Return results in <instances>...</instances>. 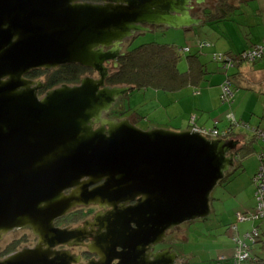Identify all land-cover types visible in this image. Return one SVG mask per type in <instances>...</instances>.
<instances>
[{
	"label": "water",
	"instance_id": "1",
	"mask_svg": "<svg viewBox=\"0 0 264 264\" xmlns=\"http://www.w3.org/2000/svg\"><path fill=\"white\" fill-rule=\"evenodd\" d=\"M96 1L0 0V243L21 227L39 238L35 248L0 257V264L76 263L69 251L55 249L75 235L55 220L90 204L112 209L92 223L108 229L93 246L122 249L108 264H184L174 245L156 247L169 230L211 214L212 193L236 164L230 138L192 128L143 130L129 118L104 116L134 89L106 84L108 65L118 68L132 45L126 41L153 27L200 25L192 10L206 0ZM66 64L99 77L42 97L45 83L26 77ZM106 237L121 242L110 247Z\"/></svg>",
	"mask_w": 264,
	"mask_h": 264
},
{
	"label": "rangeland",
	"instance_id": "2",
	"mask_svg": "<svg viewBox=\"0 0 264 264\" xmlns=\"http://www.w3.org/2000/svg\"><path fill=\"white\" fill-rule=\"evenodd\" d=\"M261 1H264V0H254V1H251L249 4L253 6L256 4L258 6ZM246 4L247 3H244L242 5L245 6ZM257 6L255 7V9L258 8ZM230 12L234 13L235 11L230 10ZM232 16H234V14H232ZM225 20H229V17H226ZM250 22L255 23V18L252 19ZM201 28L205 31V34L202 35V37L205 38V40H203V44L206 45L204 46V48L211 47L212 44L210 45V42H212L214 43V45L211 48L215 50L216 48L214 47L216 46V43H217L215 42L216 37H217L216 25L208 26V27L201 26ZM254 29L257 34L262 33V30L264 32V27H262L261 25L257 26L255 24ZM156 30L155 31H152V30L151 31H140V34L137 35V37L133 40L131 47L134 48L136 46H139L145 43L146 44L157 43L160 45L171 44L177 47L178 50H180V47L184 48L187 45V43L191 42V41H187L185 37H184L185 42H183V37L181 36L180 30L167 29V28H162V27L160 28L158 27ZM218 30H219L218 34L220 32L224 33V31L233 30V24L231 21L221 22L220 28ZM193 36L194 35L192 34L191 36H188V37H193ZM190 44L191 46L196 45V43H190ZM218 47L219 45L217 46V48ZM214 53L216 52H213V53L209 52V54H207V51L204 49V54L201 55V58L204 64L207 63L210 66V70L212 71L211 73L207 74L208 80H212L213 76L217 74L215 65L218 62L214 61L213 59ZM188 55L189 54L184 53L185 59H187ZM182 67L184 69L185 66H182ZM94 78H97V77H94ZM262 78L264 79V77ZM203 85L204 86L210 85L213 92L217 93L218 89L214 86L215 84L204 83ZM118 86H124V85H118ZM259 86H260V89L262 90L261 94L257 91L249 90L246 86H242L241 89H239V91L243 93L256 92L258 94V98L262 99L261 104L260 106H257V109L249 110V114H248L249 119L247 121H249L251 123L250 126H253V127L260 126V125L261 127L264 126V83L260 84ZM201 89H199V91L196 93L194 86H191V87L186 86L183 89L181 94H178L175 96L173 95V91L171 90L169 91L156 90L155 88L134 89L132 90V94L130 93L131 95L128 94L123 99L127 101V104H129V106L126 105V107L129 109V112L132 111L133 113H135L137 111L138 113H141L142 118L138 122H136V126L143 130H147L148 128H151V127L167 128L173 131H176V130L170 127H183V129H186V126H179L178 120H181V117L173 118V119H171L170 117L167 119L163 118V116H168V114H170L171 112H173L174 114L175 110H178V112H182L183 115L185 116H187L188 114L189 118H191L193 114H197V116H199V119L197 121L198 125L205 126L208 129H212L215 126V119L220 114L225 115V116L223 115V117L226 119L225 121L227 122V112L225 111V108H229L228 104H227V107H225L224 105H218L215 107V105H217L216 102L214 103L211 99H208V104L212 107L210 112H208L207 110L205 111L204 108H201L198 105L200 102V99L199 97H197L198 96L197 94L201 92ZM231 90L232 92H234L233 89ZM154 95L158 96L159 99L149 102L148 100ZM165 96L170 98L169 104L168 102H165V103L161 102L165 100ZM240 96L241 95H239V93L238 95H236L234 108L236 104L242 105L239 102ZM177 98L178 100H176ZM249 99L245 98V104H243L242 106H246V105L248 106ZM129 101H131V103H129ZM254 112H259V113L263 112V114L255 115ZM154 113L156 114L153 115ZM258 118L259 120L262 121L263 124L258 122ZM228 123L225 124L224 120H222L220 122V125H218V127L219 128L221 127L220 129H225L227 127L226 125H229ZM188 126H190L189 122H188ZM192 129L199 130V128L196 126L195 127L192 126ZM220 132H222V130ZM232 137H234L233 132L231 133V136L227 138H232ZM247 160H249L248 162L250 163L252 168L255 167V172H256L260 165L259 158L256 155H252ZM247 160H245V162H247ZM244 178H248V181L250 180V176L248 174H245L243 176V180ZM232 188L233 187H228V189L226 190V193H224V190L221 187V185H218L212 193V198L213 197L221 198L220 200H216L214 205H216V207L219 206L220 209L222 208L223 210L227 211V212L224 211V215H223L224 223H227V222L232 223L235 220L234 221L235 225L236 226L238 225L240 228V235L236 233L234 236L229 238V237H226L223 232H220V229H217V231H214L212 228V225L209 223L210 220L214 218L213 214L209 215L207 218H197L191 221L184 222L181 225H178L177 227H175L176 229H172V231L169 230L170 235H172V241L170 243H168L169 241H166L165 245L166 246L174 245L176 248H186L187 254L183 258L184 264H209V260L208 259L205 260V259L211 253L214 252L213 248H216L213 242V239H212L213 237L214 238L217 237L218 241L220 242L221 247H218V248H223V247L229 248L231 252H234V249H235V255L233 257V264L235 262L237 248H239V246L243 243H244L243 245L244 248H247L250 250L251 247H253L255 248L256 252H254L253 250H250V258L245 259L244 261H242L241 264H255L258 261H261L260 258L256 260L255 253L259 254L260 248H262L264 244L261 239L262 234H263L261 230L264 229V221H262V224H260L261 222L260 219H251V218H248L246 220L239 219L240 213H243V210L245 209H251L250 212H254L252 210L255 208V205H253L255 201H254V197L252 196L250 198L246 197L247 201L245 202L243 207H247V208L240 207L234 210L233 214H231V210L234 208V201L232 198L229 197L230 190H232ZM245 194L246 192H244V197H245ZM238 210L240 212H237ZM250 212H246V215L249 216ZM260 226H261V229H260ZM222 230L225 232L227 228L224 227ZM253 231L258 232V235L253 239L248 238L247 234L252 233ZM183 234H185L186 240L180 239V236ZM226 243H229L230 245ZM188 253H190V255ZM1 256H2V253L0 252V257Z\"/></svg>",
	"mask_w": 264,
	"mask_h": 264
},
{
	"label": "crops",
	"instance_id": "3",
	"mask_svg": "<svg viewBox=\"0 0 264 264\" xmlns=\"http://www.w3.org/2000/svg\"><path fill=\"white\" fill-rule=\"evenodd\" d=\"M251 1L254 0H234V7L231 8L230 10L235 11L234 13H231L230 10H224V12H221L220 15H217L220 19V21H231L233 24V30H229V31H224V33L220 32L218 34V29L220 28V23H215L214 21L209 22L210 20H208L209 18L205 17L206 19H202L203 22L200 25H196L193 26L190 29L187 30H180L181 36L183 37V42H185V38L187 39V41H191L190 43L195 42L196 40L198 41L203 40L205 38H203L202 36H198L197 32L203 29H199L201 28V26H214L216 25V33H217V37L215 42L216 46L214 48H216L215 50H213V45L214 43L210 42L211 47L209 48H203V50L200 52V54L198 55L197 58H193L194 62L196 63L195 68L197 71H204L207 74L211 73L212 71L210 70V66L206 63L204 64L201 55L204 54V49L207 51V54H209V52L213 53L216 52L214 54H231L233 56H238L240 57L239 54L240 52L250 49L252 46H254L255 44H262L263 40H264V32L262 30V33L257 34L254 26L255 24L257 26H262L264 27V1H261L260 4L257 6L256 4L253 6L251 4H249ZM239 2V3H237ZM244 3H247L245 6L242 5ZM258 7L255 9V7ZM239 9V11H238ZM209 10V9H208ZM237 10V12H236ZM211 11V10H210ZM232 14H234V16H232ZM201 14H199L197 17L200 18ZM216 16V17H217ZM226 17H229V20H225ZM263 17V18H262ZM255 18V23L250 22L252 19ZM212 19V18H211ZM208 20V21H207ZM155 31V30H154ZM194 35L193 37H188L191 35ZM219 36V37H218ZM185 37V38H184ZM227 38V39H226ZM190 43H187L186 46L190 45ZM219 45V47L217 48V46ZM191 46V45H190ZM209 50V52H208ZM181 51V50H180ZM186 61L183 62V61ZM190 60L192 59H185L183 56V59H181L180 61V65L183 66V64L185 65L186 68H188V64L190 62ZM240 63V64H239ZM178 64V65H179ZM239 64V65H238ZM238 65V66H237ZM215 69H216V75L213 76L212 80H209L208 83L211 84H215L214 86L218 89L217 93L213 92V90L211 89L210 85H207L206 87L203 85V88L201 89V92L199 94H197L200 99L199 102V106L201 108H204L205 111L207 110L208 112L211 111V106L208 104V99H211L214 103L216 102L217 105H224L225 107H227V103H225L224 98L221 97V93H222V86L224 84V82L226 81V79L228 78V76L231 78H229L230 80L233 81V86L238 84H243L242 82V78L245 77L249 80V82L251 83L252 86H254L253 89H249L251 91H257L261 94V89H260V84L264 83V79L262 77H264V55L263 58L260 59L259 61L255 62V63H250L248 61H238L236 63V66L234 68H231L229 71H226L222 68V65L220 63H216L215 65ZM207 74L205 77H207ZM231 75V76H230ZM203 76V75H202ZM177 81V78H176ZM204 82H202L200 85H202ZM174 86V84H173ZM197 87V86H196ZM185 87H181V88H175V87H171L170 89H167V91L171 90L173 91V95H178L181 94L183 89ZM156 90H161V89H156ZM197 93V92H196ZM241 95L239 98V102L240 104H245V98L249 99L248 102V106H242V105H238L236 104L235 108H234V103L232 105H229V108H225V111L227 112V117L228 119L231 121L228 123V119L227 122L225 121L226 119L223 117L222 114H220L219 116H217V118L215 119V126L213 127V129L215 130V128L220 132L221 130L227 129L229 130L232 129V132L234 134V137L230 138V140H233L236 143V147L238 150H241V148L251 142V144L256 146V149H260L263 145H264V141L258 139V136H256L252 131V127L250 126V122L247 121L249 119L248 114H249V110L252 109H257V106H260L262 99L258 98V94L256 92H246L243 93L239 90H236L235 92V98L236 95ZM242 93V94H241ZM210 94V96H209ZM172 95V97H173ZM158 96L154 95L152 96L148 101H154V100H158ZM178 100V98L176 99ZM162 103L168 102V104L170 103V98H168L167 96H165V100L161 101ZM225 103V104H224ZM166 107V106H164ZM168 108V107H167ZM260 108V107H259ZM235 112H234V110ZM156 113H154L153 115H155ZM254 114H263V112L259 113V112H254ZM135 115H137L140 119L142 118L141 113H138L137 111L135 112ZM225 116V115H224ZM178 118L181 117V120L179 121V126H186V129H183V127H170L173 128L174 130H188L191 129L193 125L201 127V129H208L205 126H200L198 125V119L199 116H197V114H193V116L191 118H189L188 114L187 116L183 115L182 112H178V110H175L174 114L173 112H171L170 114H168V116H163V118L167 119V118ZM224 120L225 124H229L226 125L227 127L225 129H220L218 127V125H220V122ZM188 122L190 123V126H188ZM258 122H260L261 124L262 121L259 120L258 118ZM256 127H261L260 126H256ZM264 127V126H262ZM251 128V129H249ZM210 130V129H208ZM231 132V133H232ZM224 133L220 132V135L216 138H224ZM249 160H247V162H245V168L243 169V171H238L236 173V176L233 180V178H230L231 175H228V178L225 179L224 181H222L219 185H221V187L224 190V193H226V190L228 189V187H233L232 190H230V194L229 197L233 199L234 201V208L231 210V214H233L234 210L243 207L246 200V197L250 198L251 196L254 197V185H253V174L255 173V167H251L250 163L248 162ZM245 174H248L250 176V180L248 181V178H244L243 180V176ZM233 180V181H232ZM249 185V187H248ZM252 189V190H251ZM244 192H246L245 197H244ZM216 200H220L218 199H214V201H211V205L215 203ZM254 201H255V197H254ZM221 202V201H219ZM243 208H247V207H243ZM212 211H214V224L212 226L214 231H217V229H220V232H223L224 235L226 237H232L234 236V234H239L240 235V228L237 225V229L233 230L231 226L235 225V220L231 223V222H227L224 223L223 220V215H224V211L222 208L220 209V207L218 206V209H212ZM227 212V211H225ZM237 212H240L239 210ZM211 214H213L211 212ZM210 214V215H211ZM236 217V216H235ZM256 225V224H255ZM226 227L227 230L224 232L222 229ZM261 229V227H260ZM262 234V240H264V229L261 230ZM213 242L215 244L216 248H213V253H211L205 260H209V264H233V257L235 255V249L234 252H231L229 248H218L221 247L220 242L218 241L217 237H213ZM264 243V242H263ZM228 245H230L229 243H226ZM184 249V250H183ZM176 250L180 253L181 257L184 258V256L187 254V250L186 248H176ZM250 250L255 251V248L251 247ZM252 252V251H251ZM190 255V253H188ZM193 254V253H192ZM191 254V256H192ZM260 255H264V244H263V248H260L259 251ZM188 255V256H189ZM255 255H257L255 253ZM261 262H257L255 264H260Z\"/></svg>",
	"mask_w": 264,
	"mask_h": 264
},
{
	"label": "trees",
	"instance_id": "4",
	"mask_svg": "<svg viewBox=\"0 0 264 264\" xmlns=\"http://www.w3.org/2000/svg\"><path fill=\"white\" fill-rule=\"evenodd\" d=\"M209 10H211V12L207 13L208 14L207 18H209L208 20H210L209 22L214 21L215 23H219V22L224 21V20L220 21L219 20L220 18L217 16V15H220L221 12H224V9L222 10L209 9ZM199 29H202V28H199ZM204 34H205L204 30H200L197 32L198 36H202ZM203 40H200V39L198 41L196 40L195 42H193V43H196V45L194 46H190L191 44L188 46H185V47H189V51H183L181 47H180V50H181L180 51L177 49V47L171 44L160 45L157 43H150V44L145 43V44L136 46L132 50L127 52L128 54L126 56L120 58L119 67L116 68V70L112 73L108 84L112 86L130 85V86H133L134 89L155 88V89H161V90H167V89H170L171 87L181 88V87H186V86H190V87L194 86L196 92H198L199 89L203 88L204 83L209 82L207 77H205L207 73L204 71H197L195 68L196 63L193 60V58L198 57L200 52L203 50L204 46H206L205 44H203ZM258 45L259 44H255L250 49L257 48ZM247 50L240 52L239 53L241 54L239 55L240 57L233 56L231 54H224L226 56L225 58L226 61L224 60L222 62H218V61L216 62L222 64V68L224 70L229 71L231 68H234L236 66V63L238 61L240 62L248 61L250 63H255L263 58L262 57L254 61L246 59L243 53ZM184 53L189 54L187 56L188 60L189 59H192V60H190L188 64V68L184 67L183 69L182 65H180L179 63L181 59H183ZM216 55H219V54H216ZM228 59H230V61ZM183 62H185V60ZM230 63H234V65L230 66ZM183 66L185 65L183 64ZM86 69L90 70V68H87L80 64H66L56 69H45V68L34 69L29 73V75L35 74L36 76H40L42 75L43 72H45L46 73L45 78L47 80V87H53V86L61 85L62 83H65L68 85L77 84V83L79 84L81 79L84 77L83 75L85 74L84 72ZM176 78H177V81H176ZM229 78L230 77L228 76L223 86L224 85L229 86L231 89H233L234 92H232V94H229L226 100L224 99L225 100L224 102L227 103L228 105H232L235 102L236 90L241 89L242 86H246L248 89H253L254 86H252L249 80L245 77L242 78L243 84L237 83L236 86L235 85L233 86V81L230 80L231 78L230 79ZM202 82L204 83L200 85ZM223 86H222V93H221L222 98H224L223 97L224 95ZM45 90L46 89H44L43 91ZM228 121L231 124V121L229 119ZM193 126L195 127V125ZM251 127L253 129L252 132L256 136H258V139L264 141V136L262 135V133L264 132V127H256V126L254 127L251 126ZM198 128H201V127H198ZM215 130L217 129L215 128ZM222 132L224 133L223 135H225L224 138H227L231 136L232 129L230 128L229 130L225 129V131L222 130ZM252 155H256L260 160V165L252 178L253 185H254V197H255V202L253 204L255 205V208L252 211L255 212L257 208L256 195H257L258 189H260L259 184L255 182V176H257L259 173L264 174V145L260 149L257 150L256 146L251 144V142L245 144L241 148V150H238L236 164L231 169L229 175H231L230 178H233L234 180L236 173L238 171H243V169L245 168L246 166L245 160H247ZM214 199H218V197L216 198L213 197L212 200L214 201ZM212 209H218V207L212 204ZM250 211L251 209H245L243 210L242 214H246V212H250ZM212 213L214 215V211H212ZM250 213H253V212H250ZM260 220H261L260 224H262V221L264 220L263 219H260ZM262 241L264 242V240ZM16 249L18 248H7L6 250L1 252L2 256L9 254L10 252H13ZM257 255L255 257L256 260L260 258L261 259V261H259L261 262L260 264H264V255H260V254H257Z\"/></svg>",
	"mask_w": 264,
	"mask_h": 264
},
{
	"label": "flooded vegetation",
	"instance_id": "5",
	"mask_svg": "<svg viewBox=\"0 0 264 264\" xmlns=\"http://www.w3.org/2000/svg\"><path fill=\"white\" fill-rule=\"evenodd\" d=\"M92 2H97L96 0H92ZM195 8L192 10V14L197 17L199 14H201L199 17L202 19H206L205 17L208 16L207 13L211 12L208 9L213 10H230L234 7V0H206V2L202 4H195ZM158 27H153L154 30H156ZM160 28V27H159ZM165 28V27H162ZM157 31V30H156ZM134 38L127 40V43H131ZM132 46V45H131ZM129 47L128 49H125V52H129L132 50V47ZM128 53H126L127 55ZM125 55V56H126ZM120 60V59H119ZM110 68V76L108 77L106 84L109 85L110 77L112 73L116 70L117 67H115L114 63H110L108 65ZM59 68V67H57ZM56 69V68H53ZM84 77H99L98 72L94 71L93 69H86ZM97 75V76H95ZM46 73L43 72L42 75L36 76L35 74H27L26 77L30 78L32 80L41 81L45 83V87L40 90L39 95L42 97L47 91L52 90L56 87H59L65 83H62L61 85L53 86V87H47V80L45 78ZM83 77V78H84ZM82 78V79H83ZM81 79V80H82ZM81 82V81H80ZM78 84V83H77ZM77 84H70V85H77ZM112 86V85H111ZM118 86V85H114ZM46 89L45 91H43ZM132 94V91L130 92ZM129 93V94H130ZM130 94V95H131ZM127 96V95H126ZM125 98V97H124ZM131 103V101H129ZM129 106L127 104V101H125L123 98L118 99L114 107L110 110V112L105 113L104 116L111 119H124L129 118L132 123L136 125V122L140 120V118L135 115L132 111L129 112V109L126 107ZM98 126V125H97ZM96 126V127H97ZM72 190L69 189L66 191V193H70ZM112 211L111 208H101L99 205H77L75 207H72L70 211H68L65 215L55 220V226L61 229H69L73 230L75 235L71 239L70 244L71 245H58L55 247L56 250H67L71 253V255L74 257L75 260H77L76 263L73 264H108L109 260L118 252H121L122 249L118 248L117 250L108 249L106 246H101L100 243H97V245L93 246L94 239L96 241H99V238L104 239V234L108 233V229L105 227L104 231H100V228L97 226L92 227V223L96 220V217L100 215L101 219L99 221H102L103 217H106L105 214H109V212ZM108 221H105L102 223V225L105 224ZM212 226L214 224L213 219L209 222ZM176 229V228H174ZM235 230V229H233ZM172 231V230H171ZM174 231V230H173ZM167 232L168 238L167 241L170 243L172 241V235ZM13 233V235H12ZM180 235V234H179ZM178 235V236H179ZM235 235V234H234ZM180 239L186 240L185 234L180 236ZM39 241L38 236L34 234L31 228L29 227H21L16 228L10 232H8L3 240L0 243V252L6 250L7 248H18L14 250L13 252H16L18 250H21L23 248H35L37 243ZM117 242H121V240H116ZM115 240H112V238L106 237V242L110 244V247H112V243L116 242ZM169 247L165 244L159 245L156 248H165ZM100 252L102 260L100 261V257L97 255V252ZM12 253V252H10ZM9 253V254H10ZM7 254V255H9ZM5 255V256H7ZM5 256H1L2 258ZM119 260L114 259L112 260L111 264H118Z\"/></svg>",
	"mask_w": 264,
	"mask_h": 264
},
{
	"label": "built area",
	"instance_id": "6",
	"mask_svg": "<svg viewBox=\"0 0 264 264\" xmlns=\"http://www.w3.org/2000/svg\"><path fill=\"white\" fill-rule=\"evenodd\" d=\"M183 51H189V47H184L182 48ZM244 57L246 59L249 60H257L263 57L264 55V40L262 44H259L257 48L254 49H249L247 51H245L244 53ZM226 58L225 55L223 54H219V55H214L213 59L215 61L218 62H222L224 61ZM230 61V59H228ZM226 61V60H225ZM234 63H230V66H233ZM224 89V99L226 100V98L228 97L229 94H232L231 88L227 85L223 86ZM199 130H201L204 134L210 136V137H218L220 135L218 130H214V129H201L199 128ZM262 135L264 136V132L262 133ZM225 136V135H224ZM255 182L259 184L260 189H258L257 191V195H256V201H257V208L255 210V212L250 213L249 216H247L246 214H242L240 213L239 219L240 220H246L248 218L251 219H263L264 220V174L263 173H259L257 176H255ZM232 229H237L236 225L232 226ZM258 235V232L253 231L252 233H248L247 237L248 238H255ZM244 243L241 244L239 246V248H237L236 251V256H235V262L234 264H241L242 261H244L245 259H249L250 258V250L247 248L243 247Z\"/></svg>",
	"mask_w": 264,
	"mask_h": 264
}]
</instances>
